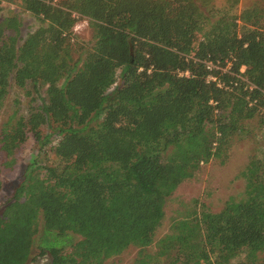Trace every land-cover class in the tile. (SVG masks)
Returning <instances> with one entry per match:
<instances>
[{
    "label": "trees",
    "instance_id": "16d2710c",
    "mask_svg": "<svg viewBox=\"0 0 264 264\" xmlns=\"http://www.w3.org/2000/svg\"><path fill=\"white\" fill-rule=\"evenodd\" d=\"M19 2L39 27L19 45L18 17L0 20V112L11 83L46 90L27 119L0 127V154L9 167L29 135L45 146L56 136L58 164L43 167L47 191L28 168L1 204L0 264H29L37 236L52 264H104L129 247L139 249L133 264H256L258 158L240 175V195L217 213L173 221L147 249L176 189L221 158L244 121L258 116L264 127V9L237 14L239 0ZM81 20L91 41L74 59ZM67 235L80 237L69 254L58 242Z\"/></svg>",
    "mask_w": 264,
    "mask_h": 264
},
{
    "label": "rangeland",
    "instance_id": "374dc122",
    "mask_svg": "<svg viewBox=\"0 0 264 264\" xmlns=\"http://www.w3.org/2000/svg\"><path fill=\"white\" fill-rule=\"evenodd\" d=\"M224 2L225 0H216L217 5ZM252 5H258L264 9V0H239L235 13L239 14L240 11ZM11 16H17L20 22V41H18L20 45L22 40L39 27V23L23 10L19 0H0V20ZM73 31L77 37L73 57L74 59L82 58L84 55L81 48L88 47L91 41L92 32L88 21H78ZM118 81L119 78H116V83ZM45 90L46 87H40L39 92L36 93L31 86L19 89L11 83L0 112V127L8 123L14 124L15 120L20 117L27 119L32 108L40 105L41 97L45 96ZM42 132L44 136H47L49 129L43 128ZM49 139V144L45 146L37 143L29 135L9 167L3 166L5 158L0 154V181L2 183L0 206L12 197L23 173L28 168L33 171V175L39 181L37 190L47 191L49 189L50 184L43 181L46 178L43 167L58 164L52 150L58 137L52 136ZM255 158L264 159V127L258 116L244 121L240 130L230 138V144L223 156L202 166L193 179L182 183L165 202L164 219L155 233L153 245L147 251L150 254L155 252L157 242L169 232L173 221L202 210L217 213L231 197L240 195L245 187L240 175L249 162ZM39 239L37 236L29 264H52L51 256L47 252L42 256L39 255ZM79 240L80 237L76 235L60 237L59 247L64 249L65 254H69L71 246ZM56 245L58 246V243ZM138 251L137 247H129L120 256L113 257L104 264H133ZM158 264H169V260L162 259ZM230 264H245V260L241 257L231 261ZM256 264H264V255L259 256Z\"/></svg>",
    "mask_w": 264,
    "mask_h": 264
},
{
    "label": "built area",
    "instance_id": "2783aa9c",
    "mask_svg": "<svg viewBox=\"0 0 264 264\" xmlns=\"http://www.w3.org/2000/svg\"><path fill=\"white\" fill-rule=\"evenodd\" d=\"M214 68H217V66L213 65L212 63H206V69H207L208 71H211V70H213ZM208 80L215 81L216 79H215V77H213L212 75H209V76H208Z\"/></svg>",
    "mask_w": 264,
    "mask_h": 264
}]
</instances>
